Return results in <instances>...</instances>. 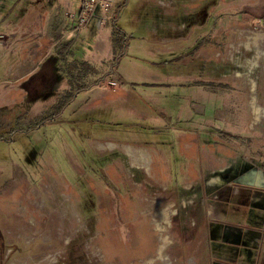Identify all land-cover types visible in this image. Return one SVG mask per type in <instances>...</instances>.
Wrapping results in <instances>:
<instances>
[{
    "label": "rangeland",
    "instance_id": "obj_1",
    "mask_svg": "<svg viewBox=\"0 0 264 264\" xmlns=\"http://www.w3.org/2000/svg\"><path fill=\"white\" fill-rule=\"evenodd\" d=\"M81 6L0 0V236L45 264L198 259L221 225L228 237L248 222L244 209L230 215L226 196L249 137L264 138V0H118L101 55L91 24L87 39L67 38L45 63L69 77L93 68L84 89L57 101L62 80L37 99L8 70L21 56L15 42L36 40L56 18L78 21ZM200 30L221 48L188 58ZM167 208L160 232L154 216Z\"/></svg>",
    "mask_w": 264,
    "mask_h": 264
},
{
    "label": "crops",
    "instance_id": "obj_2",
    "mask_svg": "<svg viewBox=\"0 0 264 264\" xmlns=\"http://www.w3.org/2000/svg\"><path fill=\"white\" fill-rule=\"evenodd\" d=\"M49 1L50 0H47V3ZM62 1H64L68 7H71L74 2V0H61V2ZM73 15L76 16V14L72 13L71 16ZM52 23L53 24L50 25V31H43L44 33L36 37V40L32 39L30 42L17 40L15 42L22 48L19 62L8 68L11 74H15V71L19 72V74L14 77L13 82L15 84L25 81L29 82L28 80L45 66L51 51H53L52 49H56V52L61 56L62 52L60 47L63 46V43L67 38L75 35L78 39L82 37L87 39L88 33L82 34L83 29L75 34V28L77 26L76 19L71 22L65 21L63 23L61 19L56 18L54 21H52ZM55 26L58 27V31L54 33V35L53 29L55 30ZM102 28L98 29L96 27L97 30L93 28L89 33V37H92L93 41L95 39L94 53H97L98 55H101L107 46L104 38L99 36V32L102 30ZM1 38H4V36H1ZM233 47L234 46H231V48ZM100 58L101 57L98 56V62L101 60ZM85 64L87 63L85 62ZM50 68H52V70L55 69L54 67ZM159 74L161 73H158V75ZM164 74L167 75L165 72ZM42 97L43 95L37 96V99H41ZM259 123L263 124L264 119ZM254 129L255 125H253L252 120L251 126L247 124L246 132L248 130L253 132ZM229 134H235L234 136L242 135L239 134V132ZM249 142L252 144V146L247 150V152H250L249 157H247L248 160L246 161V159H243V161H240V163L245 162V164H239L236 162L235 174L232 175L233 178L231 179V182L238 186V189H234L231 194H233V196L236 198H240L241 202L237 204V206L233 207L231 194L228 197L226 196L227 200L225 199L228 202L226 208L229 209L230 215H238V209H244L243 211L245 212V216L247 217L248 221L247 224H244V228H241L239 225L235 234L232 236L229 232L228 237L221 236L223 232H228V227H222L221 225L220 229H217V231H219V237L217 236L213 238V240L209 239V241L206 242V247L209 252L198 254V259L194 256H191L194 257L191 259L190 256H188L185 258L187 260H183V264H264V138L259 139L249 137ZM255 175L260 177L258 181H256L255 178L246 181L244 180L246 176L254 177ZM220 179L221 178H219V180ZM222 184L224 183L222 182L220 185ZM225 227L226 229H224ZM238 229H242L243 232H238ZM211 244H214L218 247L217 250L219 253L215 254V251L214 253L211 252L213 251L211 249ZM199 245L200 244H198V246ZM19 247V242L8 243L3 237L0 236V264H5L6 261H8L7 264H45L44 260L35 259L33 256H30L31 254H26L25 256L18 255ZM22 248L26 250L29 247L25 245Z\"/></svg>",
    "mask_w": 264,
    "mask_h": 264
},
{
    "label": "flooded vegetation",
    "instance_id": "obj_3",
    "mask_svg": "<svg viewBox=\"0 0 264 264\" xmlns=\"http://www.w3.org/2000/svg\"><path fill=\"white\" fill-rule=\"evenodd\" d=\"M195 1H199V0H195ZM219 0H214V3L217 4ZM216 18L214 17V21H213V27L215 28L216 26ZM205 21L202 23V25L205 28L204 25ZM214 28L212 30H214ZM192 33H196V35H198V45H195L194 47H197V51L194 53H185V56H188V58L192 55V57L196 55L197 52H200L202 49H206L207 52H216L217 50H219L221 48V40L218 39V37H216L214 34V38L212 37V39L206 40L204 33L205 31H192ZM203 34V35H202ZM185 47V46H183ZM180 52V51H179ZM94 69H88V68H79V66H76L74 69V72H72V74L70 75V77L68 76V74H66L65 72H62V69H58L56 70H51V69H47V67H42L39 72H37L33 78H31L29 80V82H31L33 85L35 90L39 93L38 96H42L44 93L50 92L52 86L54 85H59L60 81H66L63 82V84L59 85V91H58V98L57 101H61V99L64 98H69L70 94L72 91L74 92H81L84 87H83V82L84 80H86L89 76H94ZM33 79V80H32ZM32 80V81H31ZM105 80V77H103L100 80V83H102ZM76 83V84H75ZM69 90L71 91L69 93ZM43 91V92H41ZM41 92V93H40Z\"/></svg>",
    "mask_w": 264,
    "mask_h": 264
},
{
    "label": "built area",
    "instance_id": "obj_4",
    "mask_svg": "<svg viewBox=\"0 0 264 264\" xmlns=\"http://www.w3.org/2000/svg\"><path fill=\"white\" fill-rule=\"evenodd\" d=\"M117 4L118 0H82L79 15L72 16L78 19L75 30L81 31L91 24L98 29L104 27L108 20L107 13L111 12Z\"/></svg>",
    "mask_w": 264,
    "mask_h": 264
},
{
    "label": "bare ground",
    "instance_id": "obj_5",
    "mask_svg": "<svg viewBox=\"0 0 264 264\" xmlns=\"http://www.w3.org/2000/svg\"><path fill=\"white\" fill-rule=\"evenodd\" d=\"M138 157H140V159H142V160L147 159V156L144 152H141ZM170 215H172L171 210H170V208H167V209L161 211V213L156 216L157 218L154 216V221H156V223H158L157 224L158 225V228H157L158 231H160V232L164 231L165 227H163L162 223L167 221L169 219Z\"/></svg>",
    "mask_w": 264,
    "mask_h": 264
},
{
    "label": "water",
    "instance_id": "obj_6",
    "mask_svg": "<svg viewBox=\"0 0 264 264\" xmlns=\"http://www.w3.org/2000/svg\"><path fill=\"white\" fill-rule=\"evenodd\" d=\"M79 31L78 30H75V34L78 33Z\"/></svg>",
    "mask_w": 264,
    "mask_h": 264
}]
</instances>
